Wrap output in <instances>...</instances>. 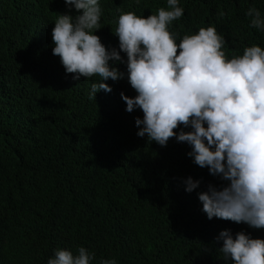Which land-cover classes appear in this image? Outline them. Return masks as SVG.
Listing matches in <instances>:
<instances>
[{
	"label": "trees",
	"instance_id": "1",
	"mask_svg": "<svg viewBox=\"0 0 264 264\" xmlns=\"http://www.w3.org/2000/svg\"><path fill=\"white\" fill-rule=\"evenodd\" d=\"M98 2L101 28L94 34L118 51L121 12L138 15L154 5ZM178 6L183 16L171 25L177 34L209 22L224 37L229 59L249 46L264 48V30L246 15L255 7L264 19V0H178ZM57 7L58 0H0V264H47L56 250L77 254L81 246L95 254L91 264H232L219 250V233L264 239V228L209 220L198 193L229 182L196 165L186 142L173 137L161 146L137 135L143 112L126 111L120 95H137L126 53L109 61L124 78L105 81L112 91L89 99L99 77L73 79L53 55L55 20L79 14L65 2ZM188 177L200 181L192 192L185 190Z\"/></svg>",
	"mask_w": 264,
	"mask_h": 264
},
{
	"label": "clouds",
	"instance_id": "2",
	"mask_svg": "<svg viewBox=\"0 0 264 264\" xmlns=\"http://www.w3.org/2000/svg\"><path fill=\"white\" fill-rule=\"evenodd\" d=\"M58 1V9H64L65 2L79 14L61 13L55 20L52 52L73 79L99 77L91 85L89 99H95L97 92L112 91L105 81L124 78L125 73L109 61H122L120 51L126 53L127 78L137 95H120L126 111L143 112L135 121L140 128L137 135L147 134L149 141L161 146L173 137L186 142L196 165L229 182L222 189L210 184L198 193L209 220L264 228V48L249 46L243 55L229 59L224 37L209 22L201 24L206 28L197 26L183 34L171 29L184 13L178 0H145L154 5L139 16L121 12L114 31L120 51L108 50L94 34L101 28L98 0ZM246 15L252 17V27L264 30L258 9L249 8ZM182 127L191 130L177 134ZM185 184V190L192 192L200 181L188 177ZM217 239H223L219 250L232 264H264V239L243 231L233 238L229 229ZM94 257L82 246L77 254L58 249L47 264H91Z\"/></svg>",
	"mask_w": 264,
	"mask_h": 264
}]
</instances>
